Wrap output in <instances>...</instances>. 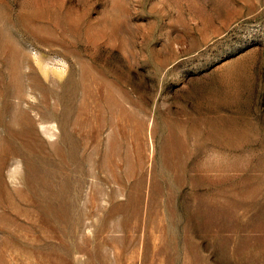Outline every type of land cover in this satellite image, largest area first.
Wrapping results in <instances>:
<instances>
[{"label":"rangeland","instance_id":"374dc122","mask_svg":"<svg viewBox=\"0 0 264 264\" xmlns=\"http://www.w3.org/2000/svg\"><path fill=\"white\" fill-rule=\"evenodd\" d=\"M10 60L0 264H264V0H0Z\"/></svg>","mask_w":264,"mask_h":264},{"label":"bare ground","instance_id":"6f19581e","mask_svg":"<svg viewBox=\"0 0 264 264\" xmlns=\"http://www.w3.org/2000/svg\"><path fill=\"white\" fill-rule=\"evenodd\" d=\"M24 8V7H23ZM20 23V22H19ZM4 53V52H3ZM3 55V54H2ZM8 58V57H7ZM17 61H18V59H16ZM8 63H11V65L9 66V69H8V80H7V83L6 84H4V80H5V78L3 79V73H1L0 72V97H2L3 98V100H5V98L6 97H8L9 96V94H11V93H17L18 92V89L16 88V89H11V88H9V87H7L8 85H10V86H13L14 85V83H15V80H16V76H17V74H18V65H17V62L16 61H12V60H10ZM6 65V64H5ZM5 68H6V66H4ZM5 70H7V69H5ZM19 76V75H18ZM92 80V79H91ZM20 85H21V83H20ZM18 94V93H17ZM15 97H17V96H15ZM19 97V96H18ZM13 99V98H12ZM18 99V98H17ZM16 100V99H15ZM25 102V101H24ZM44 103V102H43ZM37 105V104H36ZM44 110V109H43ZM41 113V112H40ZM12 114V113H11ZM13 115V114H12ZM53 120V119H52ZM50 121V120H49ZM45 123V122H44ZM47 123V122H46ZM45 123V124H46ZM43 126H44V124H43ZM52 127H54V126H52ZM4 128V127H3ZM47 130V129H46ZM45 130V131H46ZM51 131H52V129H51ZM56 131V130H55ZM10 132H11V130H10ZM48 132V131H47ZM49 133V132H48ZM44 134H46V132L44 133ZM52 135V134H51ZM54 135V134H53ZM99 135V134H98ZM49 137V136H48ZM51 137V136H50ZM52 138V137H51ZM50 138V139H51ZM58 142V141H57ZM56 143V142H55ZM117 143V142H116ZM57 144V143H56ZM108 144V143H107ZM113 146H114V144H113ZM108 149V148H107ZM71 152V151H70ZM52 154V153H51ZM55 154H57L56 156H58V160L60 161V162H58L59 164H60V167H62V164L63 163H65L66 162V159L67 158H65V157H61V152L60 151H58V153H57V151H56V153ZM18 156V155H17ZM53 156V155H52ZM60 156V157H59ZM106 156V155H105ZM14 157V156H13ZM19 157V156H18ZM84 158V157H83ZM10 159V158H9ZM11 159H12V157H11ZM55 159V158H54ZM119 159V158H118ZM13 160V159H12ZM14 160H15V158H14ZM10 161V160H9ZM17 161V160H16ZM55 161V160H54ZM93 161V158H92V160H91V162ZM20 162V161H19ZM44 162H46L47 164H49L50 162H51V158H49V157H45V160H44ZM15 163V162H14ZM10 164H11V161H10ZM17 164V163H16ZM19 164V163H18ZM66 164V163H65ZM70 164V163H69ZM93 164V163H92ZM100 164V163H99ZM9 165V164H8ZM7 165V166H8ZM12 165V164H11ZM10 165V166H11ZM67 165V164H66ZM9 166V167H10ZM17 166H20V165H17ZM77 166V165H76ZM92 166V165H91ZM22 167V166H21ZM20 167V168H21ZM12 168V167H11ZM19 168V169H20ZM93 168V167H92ZM14 169V167L12 168V170ZM30 169V168H29ZM90 169V168H89ZM79 170H81V169H79ZM91 170V169H90ZM89 170V171H90ZM11 171V170H10ZM67 171V170H66ZM82 171V170H81ZM49 172V171H48ZM64 172V171H63ZM69 172V171H68ZM73 173V172H72ZM65 174V173H64ZM83 174V173H82ZM92 174V173H91ZM67 175H69V174H67ZM78 175H79V171H78ZM81 175V174H80ZM10 177V176H9ZM74 177V176H73ZM10 178H12V177H10ZM17 179V178H16ZM76 179V178H75ZM78 179H80V178H78ZM12 180H14V179H12ZM19 180V179H18ZM74 180V179H73ZM84 180V179H83ZM57 182H58V180H57ZM56 182V183H57ZM79 182L81 183V181L79 180ZM51 183V182H50ZM52 184V183H51ZM79 184V183H78ZM77 184V185H78ZM15 185V184H14ZM16 186V185H15ZM75 186V185H74ZM65 191V190H64ZM66 192H68L67 190H66ZM59 194H60V192H59ZM59 196V195H58ZM56 197H57V195H56ZM70 198H71V196H70ZM64 199V198H63ZM67 200V199H66ZM68 201V200H67ZM63 203V202H62ZM51 204V203H50ZM68 207V206H67ZM50 208H52V207H50ZM70 209V208H69Z\"/></svg>","mask_w":264,"mask_h":264}]
</instances>
